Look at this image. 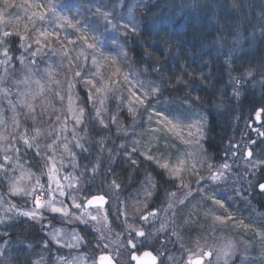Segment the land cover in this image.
I'll return each instance as SVG.
<instances>
[{"label":"rangeland","instance_id":"1","mask_svg":"<svg viewBox=\"0 0 264 264\" xmlns=\"http://www.w3.org/2000/svg\"><path fill=\"white\" fill-rule=\"evenodd\" d=\"M195 1L187 0L186 4L188 5H184L185 8H183L182 12L186 14L194 13L195 8L199 4H195ZM37 2L42 3L44 0H13L14 5H24L25 7ZM52 2L57 5L56 11L59 16L67 17L81 31L86 30L89 42L98 43L104 56L109 58L107 61H102L105 64L106 77L117 68L120 69V75L116 77L120 81L118 95L127 96L130 90L139 89L140 82L145 87L138 91V95L145 91H151L152 86L159 88L158 93L148 97V101L151 104L149 111L160 112L162 117L154 116L153 119L149 120L148 114L144 113L143 108H140L135 118V123L126 110L122 112L119 126L125 131L119 133L116 131V125H113L110 130H104L98 124L92 123L77 127V135L81 138V143L84 144V147L90 143L91 147L94 148L95 161L97 163L94 164L95 166L91 163L88 164L90 162L89 157L87 161L84 157H81L83 150L74 148L73 151L76 154L75 159L78 164L74 175L79 177L85 193L91 192L93 195H103L105 197V206L100 209V213L97 216L99 223L67 225L59 218L58 214L54 217V214L47 210H37L42 212V218L37 220H32L23 215L13 216V213L9 212L6 215L13 218L0 223V232L14 223L17 225L21 223L32 225L34 230L29 228L30 225L26 224L28 229L25 231L27 232L28 230L31 236H26V240L20 243L22 248L35 251V253H31L32 262L42 261V264H56L58 257L68 256L71 251L72 255L84 256L86 264H93V259L98 264L101 254L109 255L117 264H138L137 261H132L130 257L131 249L127 245L129 231L124 224L125 217L117 212V209L121 211L126 209L128 222H134L135 227L143 228L146 233L145 238L136 237L134 241L138 249L136 254L142 257L141 253L144 251H150L153 255L161 253L158 255L157 264H160L161 261H163V264H192L197 259L202 260V264H223V261H217L215 254L211 257L201 255V250L209 251L213 245L219 247L221 243L219 238L221 237L231 239L236 244V251L230 264H264V255H262L264 243H262L260 238V233L264 230V210L254 204V201H257L264 208V191L259 188L260 184H264L262 182L264 179V162H257L264 161V145L261 143L264 136L260 135V133H264L262 114L259 119L256 117L257 112L252 116H248L242 124V136L238 140H234V143L235 141L238 142L233 143L226 149L223 161H215L212 156L205 152L204 148V142L208 136V120L206 116L195 110L191 104L182 100L163 99L158 81L151 80L131 64L132 60L129 55V47L132 44L131 38L137 36L144 23L147 24L152 19L155 14L153 12L155 5L161 0H128L115 8L109 9H87L69 0H52ZM243 4L248 7V18L250 17L251 7H254V5L255 7L261 6L263 13L260 10L255 15L256 18L262 19L264 23V0H243ZM0 7H3L2 0H0ZM97 9H99V12H97ZM44 10L41 9L40 11ZM30 11H37V9L32 8ZM103 13L109 14L108 19L116 25L115 28L105 20ZM16 14L24 17V8L16 6L8 8L6 17L14 20ZM48 16L49 19L44 24L49 26L50 30L54 29L62 37L67 35L72 39L79 35L74 28L69 27L64 21L55 20L51 13ZM25 22L21 21L16 25L21 32L24 31ZM248 23L250 22L248 21ZM57 24L64 26L57 27ZM124 25H127V28ZM37 26H39V23ZM257 34H260V29L255 28L251 33H248L246 37L248 40H245L243 36L241 39L240 35L235 36L232 40L223 39L224 48L227 46L226 52L229 55V62L236 58L234 57L235 55L237 56V54L239 55L242 52L241 45L244 42H251L250 44L253 45V40L260 36ZM218 42L219 38L216 44H219ZM53 47L59 49L60 45L54 43ZM45 52L47 56L43 60L40 57H36L37 64L41 69L46 66L51 68L55 79L61 82L59 89H57L55 84L51 87L65 95V100L60 102L53 93H48L44 102L49 106V115H52L53 109H56V114H66L68 130L64 135L71 140L74 124L71 114L68 112L69 100L67 98V83L65 82L66 76L68 79L71 76L67 71L66 61L63 67L61 66L62 57L60 55H54L47 49H45ZM72 55H75V53H72ZM48 57H51V59H48ZM0 59H3V57L0 56ZM112 59L116 61L114 65L111 64ZM2 74L3 69L0 68V75ZM256 74L255 76L254 74L250 75L251 77L248 80H251L252 76L256 79L250 83L248 82L247 87L245 82L242 84L238 82V86H234L235 89H238L235 95L241 97L243 89L262 91L264 89V72ZM22 75V66L18 61H13L12 65H9V74L3 86L11 88L13 95L10 98L14 102L17 91L14 82L17 79H22ZM125 75H128L129 81L124 80ZM20 87L22 88L23 86L21 85ZM85 92L86 90L82 85L73 89V110H75L77 105L81 104ZM40 103L41 101L37 102V113L40 112ZM0 107L4 109L3 116L8 121V130H11V116L13 113L9 110L7 100L0 101ZM107 107L110 112H115L116 101L110 99L107 101ZM89 108H91V104H89ZM19 111L23 113L26 110L19 109ZM18 118L24 120L22 114ZM164 118L172 120L174 124H178V127L175 130H170V126L163 122ZM54 119L55 117L52 115V120ZM85 119L87 120V117ZM52 120L45 116L42 121L38 122L37 126L41 129H47ZM189 125L202 126L203 135L197 137L189 136ZM20 130L23 131V128ZM191 131L195 132L196 129L192 128ZM0 132L7 134L3 128H0ZM97 135L104 136L103 144L100 143L102 139ZM45 142L44 137H41L40 143L43 144ZM121 144L125 145L127 152L120 147ZM18 147L21 148V153L24 154L21 162L27 167L34 156V150L25 148L23 145H18ZM133 147L137 149V152L131 155V159L136 160L134 167L138 166L141 160L148 162L156 169L157 173L162 174L165 181L168 182L167 184L170 185L167 191L162 192V196L158 197L159 186L150 175L152 182L156 185L155 188L151 189L153 192L151 197H146L145 195V189L148 187L145 184L146 177H144L140 185L130 180L124 186L117 182L116 184L119 187L113 186L114 175H118V171L122 168V163L131 162L128 153H131ZM249 150L253 151L251 158L247 156ZM149 154L157 159L166 158L165 162L170 163L173 167L176 166L178 157L186 160L189 168L193 163L196 165L194 171L183 173L184 182L189 184L192 189V195L185 201L183 206L174 205V207L169 208L170 198L167 193L174 191L177 197H181L185 190L178 188L179 180L176 181L177 186L169 182L168 173L160 169L155 161H150L146 158ZM36 158L39 159V157ZM59 160L60 157L57 155L58 168L60 167ZM116 160L121 161L120 167H118V163H116L117 167H114ZM201 161H204V163L202 164ZM208 163L212 164L213 171L225 163L229 165V168L223 169V176L220 179L216 181L208 180L207 184H205V190L200 192L197 181L200 180L201 176L204 178L209 176ZM124 166L126 167V165ZM94 167L96 168L95 172H93ZM85 168H87V171H85ZM32 170L36 171L35 168ZM68 172H73V169L66 158L64 169L58 173L62 183H68L62 179ZM120 172H123L122 169ZM52 187L55 188V185L53 184ZM85 193H81V195ZM54 195L58 199H64L67 203L66 197H59L58 192L54 193ZM215 199H219L224 207L221 208L215 204ZM12 202L18 205L20 211H28L34 207L30 200L25 203L24 199L14 198ZM145 202L148 204V211H156V216L149 217L147 223L138 219L139 215L145 211ZM96 209L97 207L89 208L88 210L96 214ZM105 213H108L106 222L102 219ZM3 215L5 213L0 210V216ZM217 215L231 216L233 219L223 222L216 221L214 217ZM105 223H107L108 227H105ZM162 224L164 225L163 230H161ZM61 227L67 231L75 229L84 238L79 249L70 250L50 240L49 233L52 232L53 228ZM3 238L4 243L0 245V252L6 255L8 250L10 252L15 249V245L11 243L7 246L9 240H7V237L0 235V241L3 242ZM45 242H48L47 247H45ZM98 243L99 247H97ZM105 244L108 246L107 248L104 247ZM245 246H247V252H245ZM28 254H30V251ZM3 256H0V262H4ZM169 256L173 259L169 260ZM144 260L147 262L148 258H144Z\"/></svg>","mask_w":264,"mask_h":264},{"label":"snow or ice","instance_id":"2","mask_svg":"<svg viewBox=\"0 0 264 264\" xmlns=\"http://www.w3.org/2000/svg\"><path fill=\"white\" fill-rule=\"evenodd\" d=\"M3 7H0V68L3 69V74L0 75V101L7 100L9 110L13 113L11 116V130H8V121L4 118V109L0 107V128H3L7 134L0 132V210L5 215L0 216V223H4L9 217L6 214L11 212L13 216L23 215L32 220L42 218V212L37 210H47L54 214V217L58 214L59 218L64 224L72 225L80 223L88 225L91 222H98L97 216L100 213V209L103 208L106 203L103 195H93L91 192H86L81 186V182L78 176L74 175L75 170L78 167L75 159L74 148H80L86 151L84 144L81 143V138L77 135V127L85 125L87 123L98 124L104 130H110L113 125H116V131H125L120 125V116L124 110L128 115L132 117L135 123V118L139 113V109L143 108L144 113L148 114V119L153 117H162L160 112H150L151 107L148 101L149 96H153L159 92V88L152 86L151 91H145L141 95H138L140 89H144L145 85L140 82L139 89L130 90L127 96L118 95L120 69H116L111 72L109 76L105 75V64L102 61H107L109 58L104 56L100 50L98 43L89 42V38L86 34V30L81 31L75 24H72L67 17L59 16L56 11L57 5L52 0H44V2H37L35 4H29L28 7L24 5H14L13 0H2ZM16 6L18 8H24L25 15L21 17L19 14L15 15V19L6 17L8 8ZM35 8L37 11H30ZM45 9L44 11H40ZM99 12V9H97ZM57 21H64L69 27L76 30L79 35L75 39L70 38L67 35L63 37L56 30H50L49 26H45L44 22L49 19L48 14ZM105 20L112 27L116 25L108 19L109 14L103 13ZM26 21L24 23V31L21 32L17 27V23ZM39 23V26H37ZM64 25L57 24V27H63ZM127 28V25H124ZM12 29V30H10ZM134 30V29H133ZM15 38V39H13ZM59 44L60 48L53 47V44ZM35 46V47H34ZM19 51L20 55L15 56L13 50ZM45 49L50 51L54 55H60L62 57L61 66L64 62L67 63V71L71 78L66 76L65 82L67 83V98L69 100L68 112L71 114L74 127L71 132V140L68 136L64 135L67 132V123L65 113L56 114V109H53L52 115L55 119L52 120V115H49L48 104L46 101L47 94L53 93L60 102L65 100V95H62L60 91L54 90L51 86L56 85L57 89L61 87V82L53 76L50 67H44L41 69L36 61V57H40L42 60L47 53ZM75 53V55H72ZM126 58V53L124 54ZM51 59V57H48ZM13 61H18L22 66L23 75L22 79L15 80L17 91L15 93V102L10 98L13 95L11 88L4 87L3 84L9 74V65H12ZM116 61L111 60V64L114 65ZM90 65V66H89ZM125 81H129L128 75L124 76ZM23 86L22 88L20 86ZM82 85L86 90L85 96L80 105H77L75 110L72 108V96L73 89ZM110 99L116 101V111L110 112L107 107V101ZM39 104L40 112L37 113V102ZM91 104V108H89ZM19 109H25L23 113ZM264 113V109H260L256 113L257 119ZM24 116V120L18 118L19 115ZM47 116L49 123L47 129H41L38 127V122L42 121L43 117ZM87 117V120L85 119ZM30 121V123H28ZM163 122L170 126V130H175L178 124H174L172 120L164 118ZM189 136L197 137L202 136V126L189 125ZM23 128V131L20 129ZM195 128L196 131H191ZM86 130V129H84ZM264 136V133H260ZM44 137L45 143H40V138ZM103 144V140L100 141ZM18 145H23L25 148L33 149L34 156L32 160L25 167V164L21 161L24 158V154L21 153V148ZM71 145V147H70ZM121 148H125V145L121 144ZM137 149L132 148L131 153H128L130 159L132 153H136ZM59 155L60 167H57L56 157ZM247 156L251 158L253 151L249 150ZM36 157H39L37 159ZM67 158L68 164L72 167L73 172H68L62 179L68 183H62L58 173L64 169V161ZM150 161H155L157 166L168 173L169 182L174 186L176 181L179 180V189H184L183 195L177 197L176 192H168L169 208L174 205L183 206L185 201L192 195V189L189 184L184 182L183 173L188 171H194L196 165L193 163L189 168L186 160H182L179 157L176 161V166L173 167L170 163L165 162L164 157L160 159L155 158L149 154L146 157ZM258 163L264 161H257ZM132 164H136L135 159H131ZM203 164L204 161H201ZM209 176L204 178L200 177L197 181L199 185V191L205 190V184L208 180L216 181L223 176V169H228V164H223L219 168L212 170V164L208 163ZM35 168L36 171L32 169ZM87 171V168H85ZM96 168H93V172ZM203 181V182H201ZM55 185V188L52 185ZM145 184L148 187L145 189L146 197H151L153 192L151 189L156 185L152 182L150 176L146 177ZM113 186L118 188L119 185L113 181ZM259 188L264 191V184H260ZM58 192L59 197H66L67 203L64 199H58L54 193ZM81 193H85L81 195ZM14 198H21L27 201H31L34 207L28 211H20V208L16 203H13ZM215 204L221 208L224 205L219 199H215ZM98 205L96 214L89 211L90 206ZM145 211L138 217L140 221L147 223L149 217H155L156 211H148V204L145 202ZM139 211V210H138ZM118 214L125 217L124 224L129 231V239L127 245L130 247V257L132 261H137L138 264H157L158 253L153 255L150 251H144L142 257L137 255V245L134 242L136 237L145 238L146 233L143 228H137L133 223H129L127 216V210L121 211L117 209ZM103 221L108 220V213L103 216ZM216 221L232 220L231 216L217 215L214 217ZM105 227H108L105 223ZM164 229V225H161V230ZM134 233V235H133ZM50 240L56 242L62 247H66L70 250L79 249L81 242L84 238L75 230L71 231L61 228H53L49 233ZM262 243H264V230L260 233ZM221 243L219 247L213 245L209 251L201 250L202 256L211 257L216 255L217 261H223V264H230L232 256L236 251V244L231 239L219 238ZM45 242V247H47ZM99 243L97 247H99ZM105 248L108 246L105 244ZM245 252H247V246H245ZM4 253L0 252V256ZM264 255V251H262ZM144 258H148L147 262ZM169 260L173 258L168 257ZM33 264H42V261L33 262ZM56 264H86V259L82 255H72L69 252L68 256H61L57 258ZM93 264H97L93 259ZM98 264H113L110 256L101 254L99 256ZM163 264V261L160 262ZM196 264H200L197 261Z\"/></svg>","mask_w":264,"mask_h":264},{"label":"trees","instance_id":"3","mask_svg":"<svg viewBox=\"0 0 264 264\" xmlns=\"http://www.w3.org/2000/svg\"><path fill=\"white\" fill-rule=\"evenodd\" d=\"M69 1L87 9H109L128 0ZM186 1L161 0L155 5L152 19L144 23L137 36L131 38V64L151 80L158 81L163 99L182 100L206 116L208 136L204 142L205 152L215 161H223L226 149L242 136L244 120L264 109V89H243L241 97L235 95L238 82H245L247 87L248 82L256 79L252 76L248 80L250 75L264 72V23L255 15L260 10L263 13V8L259 5L251 7L248 18V7L243 4V0H196L195 4H199L195 12L186 14L182 12L184 5H188ZM255 28L260 29V34H257L259 38L253 40V45L244 42L241 45L242 52L229 62L223 39L232 40L240 35L241 39L243 36L248 40V33ZM218 38L219 44H216ZM13 54L19 56V51L14 49ZM262 119L264 127V113ZM98 137L104 140V136ZM261 143L264 145V137ZM85 149L81 157L86 161L89 157L88 164L95 166L94 148L88 143ZM120 162L116 160L114 167H117L116 163L120 167ZM122 165V176L119 173L121 169H117L118 175H114V181L122 186L130 180L140 185L144 177L149 175L159 186L158 197L170 186L148 162L141 160L135 167L131 162ZM254 204L264 210L262 204L257 201ZM26 224L30 225L14 223L0 232V235L8 238L7 246L11 243L15 245L14 250L4 254V262L0 264H33L31 253L35 251L20 246L26 236H31L28 230L25 231L28 229ZM29 228L34 230L32 225ZM3 243L4 238L0 245Z\"/></svg>","mask_w":264,"mask_h":264},{"label":"water","instance_id":"4","mask_svg":"<svg viewBox=\"0 0 264 264\" xmlns=\"http://www.w3.org/2000/svg\"><path fill=\"white\" fill-rule=\"evenodd\" d=\"M104 206H105V204H104ZM104 206H103V207H104ZM95 207H99V206H98V205H94V206H90L89 208H95ZM108 256H109V255H108ZM111 259H112V261H113V264H117V263L115 262V260H114L112 257H111ZM197 261H200V264H202V260H200V259L194 260L192 264H196Z\"/></svg>","mask_w":264,"mask_h":264},{"label":"flooded vegetation","instance_id":"5","mask_svg":"<svg viewBox=\"0 0 264 264\" xmlns=\"http://www.w3.org/2000/svg\"><path fill=\"white\" fill-rule=\"evenodd\" d=\"M141 254H143V253H141Z\"/></svg>","mask_w":264,"mask_h":264}]
</instances>
